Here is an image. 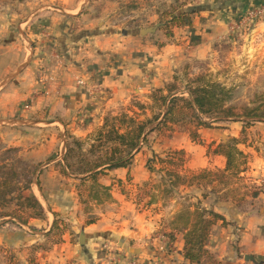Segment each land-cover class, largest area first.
Instances as JSON below:
<instances>
[{
    "label": "rangeland",
    "instance_id": "obj_1",
    "mask_svg": "<svg viewBox=\"0 0 264 264\" xmlns=\"http://www.w3.org/2000/svg\"><path fill=\"white\" fill-rule=\"evenodd\" d=\"M219 1L221 0H0V185L6 182L7 192L13 190L12 173L13 168L16 167V159H19L23 162L27 172H31L34 168L37 169L29 192H24V194L38 196L36 191L40 190L50 195L49 198L53 201L77 200L82 213L91 216L89 219H94L95 222L94 212H98L99 207L107 204L111 199L99 204L87 200L88 192L85 188L89 187L91 183L82 187L79 181L82 176L65 169L63 159L66 145L68 144L78 154L81 151V154L91 162H103L110 147L105 141L99 139L98 133L105 132L104 125L106 123L119 128L122 124L118 121L123 116L131 117L136 121H144L152 119L159 113L157 107L153 108L149 93L145 97L147 101L145 100L143 103L131 101L129 105L119 110L105 112L101 115L102 121L99 125L96 122L91 123L86 111L83 110L79 117L81 118L79 124L81 122L82 127L72 129L59 125L48 126L41 122L48 119L59 120L57 116L51 115L47 108H41L36 114L32 111L39 106L43 107L42 102L49 99L57 100L56 98L59 97V90H48V87L52 86L49 81L52 83L56 74V70L50 69V67L57 66L61 62L60 59L65 57L54 37L53 26L55 23H61L65 27L67 42L74 44L78 38L80 39L79 42L77 41L78 45H74V47L77 46L75 47L76 51L79 48L87 49L89 47L88 39L90 37L87 38L89 33H110L107 37L117 36L121 32L138 35L141 29L158 26L153 34L145 35L153 36L157 33L158 39L155 42L158 48L177 42L189 43V48L198 47V51L203 50L207 53L204 59H194L174 72L169 84H175L178 92H184L189 80L199 75H205L212 81L232 90L229 106L237 108L238 113H241L240 109L245 106L252 108L258 105L260 98H264V3L247 7L240 10L239 13L227 10L226 14H216L217 19L225 21L226 30L223 35H221V30L217 29H211L208 33L201 23L195 28L194 20L200 16V13L207 8L218 9L221 6ZM180 14L184 16L176 27L170 25L166 27L169 28L168 30L160 27V22L168 24L170 16ZM18 28H21L20 32ZM198 28H200V32H198ZM166 31L170 32V37L166 36ZM181 31L184 33V35L181 34V37H186L187 41L185 39L182 41L178 36L175 37V34H179ZM30 32L32 33L31 39H27ZM202 32V35L198 34ZM13 50L20 51L19 53L22 55L20 59L24 60L15 69H13ZM34 51L36 58L43 60V65L40 67L39 64L37 67V73L41 72L39 80L43 87L38 90H20L19 93L13 94V82L18 74L31 64L30 60ZM76 85L82 89L81 94L87 103H92L95 97H99V99L103 97L101 88L90 81L77 80ZM203 121L209 122L210 120L203 118ZM234 123H239L240 128L243 127L241 122L234 120L213 123L212 126L213 129L219 130L225 136L233 138L231 135L236 130L232 132L229 126ZM175 129L189 136L192 132H196V122L188 114L182 124L172 127L171 132L163 131L159 134H150L148 143L142 147V149L145 148V152H150L147 160L155 154L150 149L154 145L161 146L162 142L175 132ZM120 131H123V128H120ZM240 132L237 137V139L239 138L237 148L243 151L241 152L245 165L239 167L237 176L233 175V171H229L224 174L225 180L221 178L222 180H215L201 188L193 187L194 190L189 192L179 191L178 187L173 189L172 193L166 194L164 191L170 188V184L165 170L170 168H165L154 160L153 173L149 172L151 177L147 182L137 186L126 181L123 184L118 183L117 188L146 218L160 213L166 215L170 209L169 203L173 198L178 199L182 210L187 208L193 210L197 204L206 209L201 205L200 199H205L209 193L218 196L217 198L227 195L240 199L245 196V201L250 202L249 194L252 192L259 194L258 191L263 187V184L257 185L245 177L250 154L244 152L250 150L257 153L264 165V122H254L248 125L241 138ZM22 138L27 139L25 144L20 142ZM223 140L225 142L227 138H223ZM18 142L22 145H18ZM74 142L80 144V149H77ZM220 142L222 141L219 139L213 143ZM35 146L41 148L43 153L52 150L53 153H50L52 156L44 158L36 155V157H32L34 155L30 151L35 149L33 148ZM91 148H93L92 153H89ZM9 150L11 151L8 152ZM168 151L174 150L161 151L155 155L164 159V154ZM260 152L263 153L262 156L259 154ZM209 156L211 155L207 157ZM70 164L74 171L80 166L78 160L70 161ZM21 168H23L22 165L18 167V170ZM109 171L112 170L105 171L97 177L101 186H104L103 181H108L106 177ZM174 171L186 178L191 173L199 172L187 169L186 153L183 165ZM216 177L219 178V175ZM161 178L164 183L160 186ZM222 182L228 186L225 187ZM109 188L111 189V186ZM78 194L83 196L82 200H85V203H81ZM228 200L231 201L230 198ZM18 202L17 192L13 193V191L7 194L3 201L0 198V264L11 262L29 264L31 261L33 264H37V254L48 252L59 245L63 241L64 234L71 230L60 214H53L56 227L30 248H22L23 245H17L20 241L17 242L14 238L19 239L20 236L28 234L25 230L26 227L33 233H37L39 229L28 226L35 219L30 217V212L19 209ZM257 202L254 201L255 204ZM157 203H161L162 206L154 208L153 206ZM206 210H212V208ZM165 220L167 221L164 226H167L163 227L161 231L158 229L155 234H168L172 230L170 222L173 220L169 221L168 218ZM215 225L211 229L209 240L213 231L215 236ZM209 240L205 250L217 263L219 262L217 256L208 249L211 245ZM201 264L211 263L205 258Z\"/></svg>",
    "mask_w": 264,
    "mask_h": 264
},
{
    "label": "crops",
    "instance_id": "obj_2",
    "mask_svg": "<svg viewBox=\"0 0 264 264\" xmlns=\"http://www.w3.org/2000/svg\"><path fill=\"white\" fill-rule=\"evenodd\" d=\"M219 2L221 6L218 9L207 8L200 13V16L194 20L195 28L201 23L208 33L211 29H217L221 30L223 35L226 30L225 21L217 19L216 14H226L227 10L239 13L247 7L263 4L264 0ZM53 27L54 37L65 57L60 59L61 62L57 66L50 67L56 70V74L52 83L49 81L52 86L48 87V90H59V97L56 98L57 100H46L42 102L43 107H34L35 110H32L36 114L41 108H47L51 115L59 118V120L41 121L48 126L59 125L72 129L82 127V123L79 124L82 110L86 111L91 123L96 122L99 125L102 121L101 115L105 112L119 110L129 105L131 101L143 103L151 90L161 89L169 84L176 70L194 59H204L207 54L203 50L198 51V47L189 48V43L177 42L158 48L155 42L158 39L157 33L153 36H140L139 33L137 35L128 32L109 37L107 35L110 33H89L87 36L90 37L89 47L79 48L76 51L77 46L74 45H78L80 39L78 38V42L75 41L74 44L69 43L65 27L61 23H55ZM18 30L20 32L21 28ZM179 34H175V37L178 36L182 41L188 40L186 37H181V34L184 35L182 31ZM198 34L202 35L203 32ZM31 36L30 32L27 39H31ZM19 52L13 50V69L24 61L20 59L22 55ZM30 63L13 82V94L19 93L20 90H38L43 87L39 80L41 72L37 73V67L39 64L40 67L43 65V60L36 58L35 51ZM77 80L90 81L97 85L103 91V97L101 99L95 97L92 103H87L81 94L82 89L76 85ZM239 125L234 123L229 126L232 132L236 130L231 137H238L241 130ZM197 134L203 145L192 143L186 133L182 134L175 129L161 146L154 145L150 151L155 154L165 150L184 151L189 171L223 170L224 158L207 157L206 146L219 139L223 142V138L229 137L215 129H199ZM26 141V138L20 140L21 143ZM20 142L17 144L22 145ZM33 148L35 149L30 151L34 155L32 157L52 156L50 154L53 153L52 150L43 153L41 148L36 146ZM244 153L250 154L245 177L257 185L263 184L255 200L259 202V204L257 202L258 210L249 214L240 212L231 201L225 202L210 193L205 199H200L203 207L212 208L213 212L222 216L226 222V226L221 222L215 225V236L213 231L209 240L211 245L208 248L217 256L221 264H264V165L257 153L250 150ZM149 155L150 152H145L143 148L134 156L129 169L121 168L107 172L108 181H103L102 184L105 187L111 186V200L99 207L98 212H94L96 221L89 225L86 221H89L91 216L82 213L77 200L53 201L50 200V195L36 189L38 196L35 194L34 196L43 208L46 220L45 222L33 220L28 224L37 227L39 229L37 233L30 232L28 227H23L28 234L20 236L19 239L14 238L17 242L20 241L17 245H23L22 248L28 249L43 239L53 226L55 221L53 214H60L71 231L65 233L63 241L50 251L39 252L37 264H125L130 259L156 260L160 264H187L183 258L184 244L180 233L171 230L168 234H155V231L158 229L161 231L167 226H164L167 221L165 219L172 221V218L181 212L182 205L178 199L173 198L170 201V209L166 215L160 213L146 218L117 188L118 183L123 184L128 181L141 186L149 180L151 174L145 167ZM59 159L61 160L60 157ZM177 190L189 192L194 188L181 186ZM161 206V203H157L153 207Z\"/></svg>",
    "mask_w": 264,
    "mask_h": 264
},
{
    "label": "trees",
    "instance_id": "obj_3",
    "mask_svg": "<svg viewBox=\"0 0 264 264\" xmlns=\"http://www.w3.org/2000/svg\"><path fill=\"white\" fill-rule=\"evenodd\" d=\"M184 15L170 16V22L164 24L160 22V27L168 30V26H177ZM166 36L170 37V32L166 31ZM150 98L153 105L157 107L159 113L154 115L152 119L144 121H136L131 117L123 116L118 122L122 125L115 127L109 123L104 125V130L98 133L99 139H102L109 145V152L105 154L104 161L100 163L91 162L80 153H76L71 147L66 145V152L63 159L65 169L72 173L82 176L79 181L80 185L85 187L87 183H91L86 187L88 192L87 200L93 201L97 204L111 199V189L109 187L101 186L97 177L108 170L115 169H129L134 156L141 151L142 147L148 143V136L152 133H167L172 131V127L184 122L185 116L190 115L191 119L196 122V132L189 134L192 143L196 145H203L200 136L197 134L199 129H213V123H220L234 120L241 122L242 128L240 138L243 137L245 128L254 122H264V98H260V103L252 108L245 106L240 109L238 113L237 108L229 106L232 98V90L227 89L218 82L212 81L208 76L199 75L187 82L184 92H178L175 84H167L162 89L151 90ZM156 104H158L156 106ZM190 112V113H189ZM203 118L210 120L204 122ZM242 119V120H241ZM244 119V120H243ZM115 121L116 119H112ZM123 128V131H120ZM107 129V130H106ZM239 139V138H238ZM237 138H228L225 142L218 144L210 143L206 146V156H220L225 160V167L222 171L219 170H200L198 173H191L188 178L174 171L177 167H181L184 163L185 153L182 150L168 151L164 154L165 158L153 154L146 162V168L150 173H153L154 160H156L163 167H169L165 170L166 176L169 178L170 188L164 193H172L173 189L181 186L198 187L206 186L215 180L226 179L224 174L233 171V175L239 174V167H243V153L238 150ZM77 149H80V144L74 142ZM111 145V146H110ZM92 149L89 153H92ZM9 150L8 152H10ZM15 150L13 149V152ZM78 160L80 165L75 171L73 170L70 161ZM16 167L13 168V190L7 192L6 182L0 185V198L2 201L7 194L12 191L17 192L18 208L22 211L30 212V217L35 220H45V212L38 200L33 195H26L24 192H29L30 186L33 182V177L36 168L31 172H27L24 164L19 159H16ZM23 166L21 170L18 167ZM175 168V169H174ZM164 169V168H162ZM20 171V172H19ZM161 171V170H160ZM30 173V177H29ZM219 175V178L216 177ZM225 182V181H224ZM222 182V183H224ZM164 181L161 178L160 186ZM224 186L228 184L224 183ZM79 195L81 203L83 196ZM257 192L249 194L250 202L245 201V196L242 198L221 196L220 199L231 202L240 211L249 214L258 210L257 204L254 201L258 198ZM153 202V201H151ZM94 222V219L87 221V225ZM221 222L225 225V219L213 212L201 208L200 205H195L193 210L188 208L179 212L171 222V229L182 235L183 239V258L188 264H201V261L206 258L211 264L215 263L213 257L206 249V244L209 240L212 227ZM23 224L25 222H22ZM26 224V223H25ZM56 227L54 221L51 231ZM50 231V232H51ZM9 264H20L18 262H11ZM29 264H33L32 261Z\"/></svg>",
    "mask_w": 264,
    "mask_h": 264
},
{
    "label": "built area",
    "instance_id": "obj_4",
    "mask_svg": "<svg viewBox=\"0 0 264 264\" xmlns=\"http://www.w3.org/2000/svg\"><path fill=\"white\" fill-rule=\"evenodd\" d=\"M125 264H160L156 260H149V261H139L135 259L128 260Z\"/></svg>",
    "mask_w": 264,
    "mask_h": 264
},
{
    "label": "water",
    "instance_id": "obj_5",
    "mask_svg": "<svg viewBox=\"0 0 264 264\" xmlns=\"http://www.w3.org/2000/svg\"><path fill=\"white\" fill-rule=\"evenodd\" d=\"M158 26H154L152 28H147V29H141L139 31L140 36H145L147 34H153L157 30Z\"/></svg>",
    "mask_w": 264,
    "mask_h": 264
}]
</instances>
